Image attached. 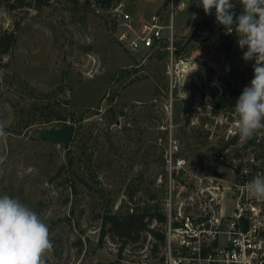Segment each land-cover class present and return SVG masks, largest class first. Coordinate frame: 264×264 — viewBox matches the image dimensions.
<instances>
[{"label": "rangeland", "instance_id": "obj_1", "mask_svg": "<svg viewBox=\"0 0 264 264\" xmlns=\"http://www.w3.org/2000/svg\"><path fill=\"white\" fill-rule=\"evenodd\" d=\"M122 3L141 23L159 10L164 25L170 23L169 0ZM4 4L0 27L20 26L0 68V123L8 133L0 138V196L19 198L49 226L54 250L46 264L117 261L118 242L107 238L100 245L102 217L132 207L164 213L171 141L179 157L210 161L225 179L243 157L254 156L264 170V129L228 144L238 119L234 107L226 110L229 124L214 128L213 95L224 93L228 82L241 95L254 76V62L242 59L247 49H240L234 31L226 34L217 24L214 10L206 15L195 0L175 1L172 63L166 41L150 52L121 48L111 10L53 0L38 11L9 12ZM205 20H213L203 37L208 43L191 39L194 25ZM122 257V264H160L163 245L149 236Z\"/></svg>", "mask_w": 264, "mask_h": 264}, {"label": "built area", "instance_id": "obj_2", "mask_svg": "<svg viewBox=\"0 0 264 264\" xmlns=\"http://www.w3.org/2000/svg\"><path fill=\"white\" fill-rule=\"evenodd\" d=\"M175 1L169 0L167 26L160 10L151 20L141 23L124 3L118 4L111 10L112 31L118 45L133 54L160 49L166 41L173 63ZM178 7L183 8L184 2ZM165 30L169 31L166 37ZM214 119V128L230 122L226 110H218ZM235 122H231L227 132L228 144L245 141ZM178 151L177 142L171 141L166 154V221L160 226L154 221L151 226H157L164 234V264H264V200L251 197L246 188L254 176L264 174L256 158L243 157L234 162L230 179H225L210 161L192 164L179 157ZM134 209H130L131 213Z\"/></svg>", "mask_w": 264, "mask_h": 264}, {"label": "clouds", "instance_id": "obj_3", "mask_svg": "<svg viewBox=\"0 0 264 264\" xmlns=\"http://www.w3.org/2000/svg\"><path fill=\"white\" fill-rule=\"evenodd\" d=\"M237 3L242 6L239 14ZM195 5L206 15L214 10L217 24L226 34L234 31L240 49H247L242 59L254 62L253 79L234 106L238 116L235 126L246 141L264 129V0H195ZM191 18L196 19V14ZM7 135L0 123V138ZM246 188L251 197L264 200V174L254 176ZM53 250L49 226L39 214L19 198L0 196V264H46L45 257Z\"/></svg>", "mask_w": 264, "mask_h": 264}, {"label": "trees", "instance_id": "obj_4", "mask_svg": "<svg viewBox=\"0 0 264 264\" xmlns=\"http://www.w3.org/2000/svg\"><path fill=\"white\" fill-rule=\"evenodd\" d=\"M53 0H6L4 7L11 12L17 9H34L41 10L43 7L48 6ZM73 4L75 8H78L80 4L85 9L91 7H97L100 10L110 11L120 4L123 0H68ZM5 0H0V4ZM11 2V3H10ZM239 14L242 11V6H238L235 9ZM216 21V19H215ZM213 20H205L194 25L191 39H202L201 42L208 43L207 38H203L212 27ZM20 26L19 22L14 23V30H8L0 27V68L5 67L4 60L13 51L17 42L16 30ZM229 39L232 41V36L229 35ZM226 69L231 75L235 74L234 68L225 62ZM240 93L232 86L230 82L227 83V89L224 93L218 97L213 95L211 106L215 110H227L230 107H234L238 100ZM67 121L66 119H59ZM73 158L69 159L67 169L72 166ZM157 222V226L163 225L166 221V217L162 212L157 211L152 207L139 208L136 207L131 213L128 209L125 213H112L106 212L102 217L101 232H100V245L104 243V240L110 238L114 242L119 243L118 259L110 264H122L123 253L134 244H142L146 242L148 237L151 240L157 241L163 245L165 241L164 234L157 226L152 228L153 222ZM158 244L153 245L152 252L154 255L158 252ZM103 264V263H97ZM164 264V260L161 259V263Z\"/></svg>", "mask_w": 264, "mask_h": 264}]
</instances>
